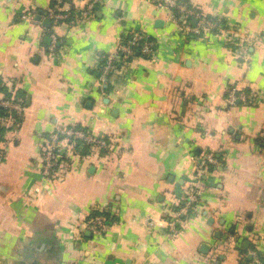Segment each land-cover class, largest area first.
<instances>
[{
	"label": "crops",
	"instance_id": "0c3cea01",
	"mask_svg": "<svg viewBox=\"0 0 264 264\" xmlns=\"http://www.w3.org/2000/svg\"><path fill=\"white\" fill-rule=\"evenodd\" d=\"M183 1L215 28L180 31L154 0H99L61 21L54 0H0V87L25 105L0 130V264H254L253 245L264 264V0ZM132 30L154 39L153 57H128L101 85L105 56ZM230 87L257 99L229 105ZM62 122L107 136V147H77L48 183L38 144ZM204 152L218 163L171 227ZM100 210L115 224L93 236L84 220Z\"/></svg>",
	"mask_w": 264,
	"mask_h": 264
},
{
	"label": "built area",
	"instance_id": "2783aa9c",
	"mask_svg": "<svg viewBox=\"0 0 264 264\" xmlns=\"http://www.w3.org/2000/svg\"><path fill=\"white\" fill-rule=\"evenodd\" d=\"M69 0H54L53 8L51 9V14L54 20L61 21L66 20L68 17L74 16H89L94 11V4L99 2V0H90L82 8L75 6L73 10L70 7H66ZM73 1V0H72ZM157 1L161 6L166 8L171 14L172 18L179 23L180 31L187 33L199 34L205 30H211L215 28L216 24L209 20L203 18V15L200 11L192 5H189L183 0H154ZM75 3V1H73ZM76 5V3H75ZM34 11H23L20 14L21 19L34 20L35 19ZM197 19L198 25L192 26L190 19ZM51 46L58 42V39L54 34H50ZM155 52V41L147 33L142 30H132L129 31L121 40L119 41L117 50L114 53L108 54L105 56L104 61L101 65V75L99 82L101 85L105 83L108 79L109 74L115 72L120 63L124 62L125 59L131 56H143V57H153ZM239 55L242 58H247V47L241 46L239 48ZM257 99V95L250 92H245L236 87H230L227 90L225 100L229 105H235L239 101H250L254 102ZM0 109L2 113L0 114V128L14 125L17 121V117L23 113L25 110V105L21 99L16 98L14 95L4 96L0 93ZM1 130V129H0ZM50 138L52 139V144H60L59 137H62L63 140H74L75 144L79 143L78 146H86L97 148H105L107 146V141L102 135H95L87 131V129H78L73 127H64L57 129V131L50 133ZM3 134L0 131V148H3ZM218 159L214 156L213 153L206 155L202 158V163L199 165L198 171H196V177L202 182L203 174L208 170V166L217 165ZM61 163V162H60ZM60 163L56 166V169L53 167L54 162L48 161V163L43 168V174L50 175L53 179L56 176L58 180L62 174L65 164ZM60 165V167H59ZM199 190L188 191L182 198V201L179 203L177 209L173 211L171 217L169 218L168 225L173 227L174 222L178 216L182 214H187L190 209L193 208L194 204L198 200ZM115 221L111 216L105 214L103 211L98 213H90L86 216L84 220V227L88 230L93 236H99L104 232L108 231ZM248 254L252 258L254 264H263V257L259 254V249L255 247L252 251H248ZM206 264H216L214 259L207 260Z\"/></svg>",
	"mask_w": 264,
	"mask_h": 264
},
{
	"label": "rangeland",
	"instance_id": "374dc122",
	"mask_svg": "<svg viewBox=\"0 0 264 264\" xmlns=\"http://www.w3.org/2000/svg\"><path fill=\"white\" fill-rule=\"evenodd\" d=\"M64 127H73V128H78V129H87V131H89L92 134H95L93 132L92 129L89 128H84V127H79L77 125H74L72 123H67V122H62L58 125H56L53 129H51L50 131L44 133L41 138H40V143L38 144V157H37V163H36V168L39 171V173L41 174L42 178L46 181H49L48 183H52L53 181L57 180L56 176L53 179V177H51L50 175H45L43 174V168L44 166L48 163V161H52L56 164H53V167L56 169V166L60 163L61 164H70L72 163H76V161L78 160V156H80L79 152L77 151L78 148H81V150H84L86 147H88V145L86 146H82L79 147L78 144H75L74 140H63L61 139L62 137H59V141L60 144H52V139L50 138V133H53L55 131H57V129H61ZM95 135H100L102 136L103 134H95ZM107 141V136L103 135ZM78 147V148H77ZM107 147V146H106ZM3 149L4 148H0ZM94 149H105V148H97L96 146H93V150ZM211 154V152H204L201 153L199 155H197L196 157L194 156V176H195V180L194 182L188 187V191H193V190H199V194L198 197L200 195V192L202 190V188L204 187V183L203 181L201 182L200 179H198L196 177V171H198L199 169V165L202 163V158H204L206 155ZM214 154V153H213ZM216 157V155H214ZM217 158V157H216ZM218 162V161H217ZM59 165V167H60ZM210 168V166H208V169ZM200 170V169H199ZM208 171V170H207ZM206 171L205 174H203L204 176L208 174V172ZM188 191H186V193L184 192V195L188 193ZM182 195V198L183 196ZM185 197V196H184ZM181 206L178 203V206L176 207V209ZM82 233V232H81ZM257 245H253L249 251H252L253 249H255ZM207 262V261H206Z\"/></svg>",
	"mask_w": 264,
	"mask_h": 264
},
{
	"label": "trees",
	"instance_id": "16d2710c",
	"mask_svg": "<svg viewBox=\"0 0 264 264\" xmlns=\"http://www.w3.org/2000/svg\"><path fill=\"white\" fill-rule=\"evenodd\" d=\"M138 56V55H137ZM140 56V55H139ZM0 93H2L4 96H6V97H8V96H11V95H14L16 98H19V99H21V101H24V99L18 94V93H16V92H14L13 90H9L8 89V87H6V86H4V87H0ZM227 93V92H226ZM225 97H226V94H225ZM240 103H242V101H239L238 103H236V104H240ZM243 104V103H242ZM2 113V110L0 109V114ZM18 118V117H17ZM1 129V128H0ZM71 168V167H70ZM69 168V169H70ZM68 170V168L67 169H63V174H65L66 173V171Z\"/></svg>",
	"mask_w": 264,
	"mask_h": 264
},
{
	"label": "water",
	"instance_id": "95a60500",
	"mask_svg": "<svg viewBox=\"0 0 264 264\" xmlns=\"http://www.w3.org/2000/svg\"><path fill=\"white\" fill-rule=\"evenodd\" d=\"M37 18H40V16L38 15ZM206 246V245H205Z\"/></svg>",
	"mask_w": 264,
	"mask_h": 264
}]
</instances>
